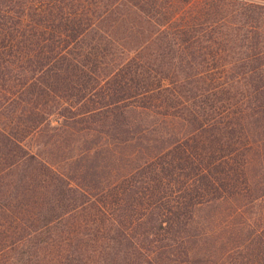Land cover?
Instances as JSON below:
<instances>
[{
  "label": "trees",
  "instance_id": "16d2710c",
  "mask_svg": "<svg viewBox=\"0 0 264 264\" xmlns=\"http://www.w3.org/2000/svg\"><path fill=\"white\" fill-rule=\"evenodd\" d=\"M0 264H264V0H0Z\"/></svg>",
  "mask_w": 264,
  "mask_h": 264
},
{
  "label": "rangeland",
  "instance_id": "374dc122",
  "mask_svg": "<svg viewBox=\"0 0 264 264\" xmlns=\"http://www.w3.org/2000/svg\"><path fill=\"white\" fill-rule=\"evenodd\" d=\"M53 138H58V141H53ZM93 139V136L77 135V134H65V135H53V133L48 130L40 133L39 135L33 134L28 137L24 144L31 151L38 152L45 158L51 159L53 161L62 160L72 154H75L79 148L83 147L85 142ZM60 163V162H59ZM71 165V164H70ZM69 168V165H66ZM210 209H202L197 213L199 219H203L207 215H210ZM212 215V214H211Z\"/></svg>",
  "mask_w": 264,
  "mask_h": 264
}]
</instances>
